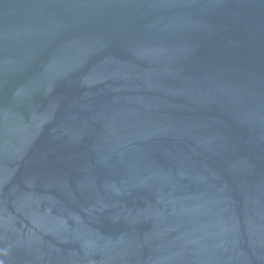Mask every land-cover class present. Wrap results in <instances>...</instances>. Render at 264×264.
<instances>
[{
  "label": "water",
  "instance_id": "95a60500",
  "mask_svg": "<svg viewBox=\"0 0 264 264\" xmlns=\"http://www.w3.org/2000/svg\"><path fill=\"white\" fill-rule=\"evenodd\" d=\"M0 264H264V0H0Z\"/></svg>",
  "mask_w": 264,
  "mask_h": 264
}]
</instances>
